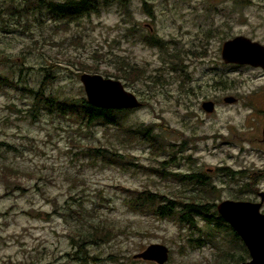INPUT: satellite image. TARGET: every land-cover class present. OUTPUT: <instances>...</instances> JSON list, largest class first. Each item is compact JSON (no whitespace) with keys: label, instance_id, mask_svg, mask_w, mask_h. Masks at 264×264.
<instances>
[{"label":"rangeland","instance_id":"obj_1","mask_svg":"<svg viewBox=\"0 0 264 264\" xmlns=\"http://www.w3.org/2000/svg\"><path fill=\"white\" fill-rule=\"evenodd\" d=\"M8 3L0 0V75L14 78L17 86L0 83V164L18 174L0 176V264H155L133 259L151 244L168 248L165 264L231 263L229 254L245 256L222 233L215 235L214 246L203 234L204 244L191 248L189 240L196 233L173 220L131 212L127 194L115 186L175 193L187 200L196 193L192 187L141 169L158 170L159 162L176 153L166 171L203 175L214 187L210 199L215 205L237 200L253 181L255 193L239 201L259 202L258 193H264V114L259 112L264 106L254 93L245 97L259 83L231 84L236 75L222 66L220 57L223 42L248 30L246 19L257 16L256 7L242 0H128L129 17L113 5L57 34L49 21L41 28L33 21L25 31L13 15L2 12ZM148 35L165 42L168 54L180 53L176 70L157 47L143 42ZM118 58L145 73L134 86L125 87L142 106L129 110L123 123L152 126L166 156L152 159L149 147L138 142L116 145L119 163L107 165L87 155L89 146L114 142L103 126L87 129L46 115L31 117L27 89H37L43 68L53 73V92L78 98L85 97L80 76L94 73L82 71L74 61L97 67L95 74L104 77ZM215 76L218 84L213 85ZM154 79L159 84L149 88ZM233 94L241 96L240 102H222ZM206 100L217 102L211 114L200 107ZM75 211L113 232L108 243L87 248L90 260L85 262L74 261ZM197 222L201 230L208 229L203 220Z\"/></svg>","mask_w":264,"mask_h":264},{"label":"trees","instance_id":"obj_2","mask_svg":"<svg viewBox=\"0 0 264 264\" xmlns=\"http://www.w3.org/2000/svg\"><path fill=\"white\" fill-rule=\"evenodd\" d=\"M128 0H63L56 2L54 0H9L8 5L2 10L4 14L13 15L18 22V25L24 27L25 31H29L32 22H36L41 28L49 21L51 31L54 33L66 32L72 25L77 26L85 17H90L92 14H98L101 10L118 5L124 10V14L129 17ZM147 4L143 3V10L146 11ZM1 20L3 18L1 16ZM143 42L150 47H157L162 56L166 55L169 58V64L172 70L177 69L176 60L179 59L180 53L173 52L168 54L165 49V42L153 36H146ZM77 60V59H76ZM72 63L71 61H69ZM82 71L90 70L92 73H98L99 69L95 66H89L83 62L74 61ZM73 64V63H72ZM44 72L42 80L37 89H27L31 97V117L39 119L41 116H49L52 119H64L77 127H85L90 129L94 126L101 125L104 127V133L108 137L114 138V142H110L109 146L101 144L87 147L88 156L99 159L104 164L112 165L119 163L121 158L116 145L127 146L134 143L147 145L150 149L152 159L158 156H166V146L163 145L155 134H153L152 126L143 124H135L132 126L124 125V118L129 110H106L90 105L86 97L78 98L65 97L57 92L52 91L54 82L53 73L49 68H43ZM105 78H113L123 82L124 87H132L139 80L144 78L145 73L140 68L131 65L128 61L118 58L113 62V72L103 73ZM21 72L19 73V76ZM0 83L16 87L14 78L3 77L0 75ZM159 84V79H154L152 86ZM26 91V90H24ZM174 153L170 160L159 162L160 167L156 170L153 167L141 168L144 171H153L162 178L173 176L180 184L192 187L196 191L190 195L187 200L183 201L177 194L173 193L169 196L151 192L147 189L143 191L125 190L121 186H115L116 189L124 191L127 194L126 206L133 213H140L147 216H153L160 219L173 220L181 229H186L189 233H196L197 237L192 242L191 248H200L204 244L205 238L214 246L215 235L218 233L224 234L228 245L236 243L242 247L244 255L229 254L231 263L224 260L219 264H240L249 259L248 252L243 245L241 239L235 232L225 223L216 211V205L211 196L213 195V186H209L205 178L197 173H171L166 171V166H169L176 159ZM6 174L15 175L18 170L10 165L0 164V176ZM253 182L245 185V189L240 191L241 197L235 196L237 200H247L242 195H253ZM16 189H19L17 187ZM10 193V192H9ZM78 216L75 221L74 230L71 234L72 245L77 251L73 254L74 261H89L87 248L89 246H97L108 243L113 237V232L109 225H104L102 222H90L86 218L81 217L78 212H74ZM91 216L89 217V219ZM93 219V218H92ZM197 219L205 222L207 230H201L198 226ZM93 259V258H92Z\"/></svg>","mask_w":264,"mask_h":264},{"label":"water","instance_id":"obj_3","mask_svg":"<svg viewBox=\"0 0 264 264\" xmlns=\"http://www.w3.org/2000/svg\"><path fill=\"white\" fill-rule=\"evenodd\" d=\"M245 42L248 41L241 37L224 42L221 47L223 62L260 65L251 59L253 49ZM80 82L87 102L94 107L106 110H133L142 106L137 97L128 92L118 80L104 78L97 74H82ZM203 109L211 113L213 104L203 103ZM262 137L264 141V127ZM258 197L259 202L224 200L216 205L220 218L241 239L248 252L249 259L240 264H264V214L261 213L264 193H258ZM168 258L169 250L161 244H151L133 256V259L155 264H165Z\"/></svg>","mask_w":264,"mask_h":264},{"label":"flooded vegetation","instance_id":"obj_4","mask_svg":"<svg viewBox=\"0 0 264 264\" xmlns=\"http://www.w3.org/2000/svg\"><path fill=\"white\" fill-rule=\"evenodd\" d=\"M242 3L249 7H256L257 16L248 17L246 19L245 23L248 30H246L245 32H241L239 34H233V36L226 41H230L240 37L247 40L248 42L245 43L248 45V47H251V49H253V57L251 56V59L254 60L255 62H258V64L260 65L255 66L252 65L251 63H247V64L224 63L222 59L221 62L223 64L222 65L223 67L227 68L230 73L236 75V78L234 80H231V84L236 83L235 80H241L242 82L259 83V85H256V88H252L250 91H248L249 95H246L245 97H251L252 94L254 93L255 95H258L255 98V100L257 102L261 101L262 105L264 106V0H242ZM220 57H221V49H220ZM226 77H227V73L225 75V78L223 77V81L226 80ZM212 81H213V85L218 84L217 76L213 77ZM215 89H218V86L215 87ZM240 98H241L240 95L236 96L233 94L230 96H225L222 99V102L227 105H235L238 102H240L241 100ZM226 100L229 101L231 100V102H226ZM207 102L213 104V110L211 113L215 111L217 102L212 100H206L201 103L200 107L204 111V113L211 114L203 109V103H207ZM262 113L264 114V108H262L259 112V114ZM263 127L264 125L261 128V137H262ZM262 142L264 144L263 137H262ZM229 172L234 174L231 171ZM259 174L261 175V173ZM202 177L205 178L204 176ZM234 201H239V200H234Z\"/></svg>","mask_w":264,"mask_h":264}]
</instances>
